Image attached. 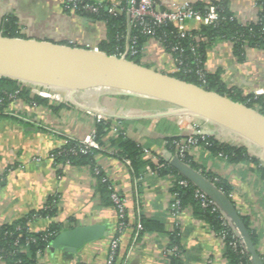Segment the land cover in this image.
<instances>
[{
  "label": "crops",
  "instance_id": "crops-1",
  "mask_svg": "<svg viewBox=\"0 0 264 264\" xmlns=\"http://www.w3.org/2000/svg\"><path fill=\"white\" fill-rule=\"evenodd\" d=\"M91 1L100 2L108 9L107 0ZM154 1L161 9L172 10L184 3H200L209 9L223 0ZM227 1L229 11L238 21L248 23L257 19L258 0ZM5 17L16 19L20 38L106 52L100 47L107 41L105 23L66 8L63 0H0V24ZM188 26L196 29L199 25L190 21ZM129 27L124 51L119 55H125L127 59L130 51L135 53L128 43ZM141 53L140 64L146 67L171 76L177 70L172 55L156 39H148ZM203 69L216 77V83L233 88L242 96L264 95L263 48L247 47L239 59L230 40H214L205 48ZM29 92L30 96L34 95L31 89ZM46 99L45 103H39L14 94L6 103L0 102V224L41 210L52 197L56 199L55 215L30 220L28 227L31 231L43 230L54 221L62 229L102 223L107 233L84 243L74 252L48 247L39 257V262L107 264L110 244L115 240L116 256L114 254L112 264H168L172 254L166 250L173 246L180 250L183 264H229L224 256V240L203 220L195 217L191 209L170 214V187L175 175L161 176L149 165L135 173L130 161L119 157L108 140L118 133L125 134L142 147V159L156 162L162 158L173 166L171 161L176 152L175 149L170 150L168 138L188 134L196 136V131L206 130L210 136L220 137V141L230 144L244 145L245 139L216 123L206 122L152 97L105 96L95 104L96 109ZM97 110L104 116V121L109 122V127L102 139L104 144L95 140L98 144L95 149L99 151L94 156L95 167L102 179L106 178L125 199L127 226L119 227L113 205L101 204L93 171L95 167L55 163L51 156L69 139H82L95 130ZM168 111L170 113H166ZM113 125L118 127L115 135L110 133ZM246 149L264 164L263 153L248 146ZM188 155L200 168L228 181L232 196H225L240 220L241 216L249 218L258 235V244L254 248L264 264V178L257 167L248 161L230 163L202 146L192 149ZM178 172L186 178L183 172ZM216 206L252 264L240 231L221 205ZM141 216L160 221L163 230L141 231L138 227L142 228ZM174 231L179 236V246L170 243L169 233ZM0 264H5L1 258Z\"/></svg>",
  "mask_w": 264,
  "mask_h": 264
},
{
  "label": "trees",
  "instance_id": "trees-1",
  "mask_svg": "<svg viewBox=\"0 0 264 264\" xmlns=\"http://www.w3.org/2000/svg\"><path fill=\"white\" fill-rule=\"evenodd\" d=\"M227 0L214 3L216 12L219 15V21L216 25L199 24L198 28L192 29L191 34L199 36V41H195L190 35L180 37L177 28L172 23L162 24L155 27L154 35L146 34L140 31L139 27L129 25L127 13L125 9H120L116 14H110L104 6L100 7L97 13H84L92 18L105 23L107 30V41L101 44V49L108 54L119 56L124 51L125 41L128 34V25L130 39L129 46L135 50V53H128V59L140 64L141 51L145 42L148 39H156L164 49L169 52L174 58L177 70L172 75L186 82L194 83L207 90L215 91L221 95L229 97L233 101H239L246 106L251 107L264 115V95H246L242 96L240 92L233 88H226L223 85L216 83L213 76L209 75L203 69V61L205 48L214 40H230L233 44L234 54L241 59L244 56L245 48H263L264 49V0L257 1V19L253 22L242 23L238 21L229 11ZM108 4V3H107ZM195 9L201 12L206 11L204 5L198 3L192 5ZM0 33L3 36L19 37L18 26L16 19L5 17L0 24ZM176 46L177 49L172 50L171 47ZM194 47V51L191 49ZM132 49V50H133ZM198 70L204 72V77L200 78L197 74ZM29 87L21 82L0 77V102L2 104L10 100L12 95L20 96L29 101L45 103L47 99L39 95L30 96ZM17 91V93H15ZM109 122L100 120L95 124L94 140L103 143V137L107 134ZM180 137L168 138L170 150L175 149V140ZM207 142V143H206ZM206 142L199 139V146L204 147L212 155L224 158L230 163L251 162L261 173L264 178V164L260 160L250 155L247 152L246 146L230 144L222 142L214 136H207ZM77 143L76 139H69L65 145L54 150L51 155H54L55 163H68L73 166L89 165L92 169L95 167L94 156L99 152L95 148H91L87 153L72 154L69 151L58 155L57 151L61 148H69ZM109 145L116 151V154L123 159H128L135 173L149 165L157 171L161 176L166 174L175 175V180L170 187L171 194L176 193L179 200L180 209H191L193 215L206 224H208L219 236L224 234L225 251L224 256L229 264H250L247 255L242 251V248L237 245L232 247L230 242L234 241L231 229L225 224L221 213L218 210H213L210 205L202 206L200 201L194 195L195 186L189 182L187 186H182L177 182L181 179H186L178 170L171 166L166 160L160 158L153 162L142 159V147L133 141L125 134L118 133L116 136L109 138ZM182 160L189 166L200 170V172L210 180L217 188H219L227 197L230 198L232 188L228 181L220 176L215 175L210 171L204 170L191 159L186 153ZM97 180V190L101 195L102 205H113L110 197L111 190L108 188L109 183L102 181L101 173L95 174ZM56 199L49 198L44 207L37 212H30L23 217L10 223L0 224V258L5 264H42L39 262V257L44 254L50 246L53 235L62 230L61 226L52 221L49 225L40 231H31L28 227L30 220L37 217H52L56 213ZM249 238L253 246L258 244V235L251 227L250 220L247 216H241ZM142 225L141 231H162V224L156 219L140 217ZM119 222V220H118ZM124 226H127V219H124ZM171 245L179 246V236L176 231L169 233ZM238 244V243H237ZM116 256V253H115ZM168 264H183L180 258V250L177 254L169 256Z\"/></svg>",
  "mask_w": 264,
  "mask_h": 264
},
{
  "label": "water",
  "instance_id": "water-1",
  "mask_svg": "<svg viewBox=\"0 0 264 264\" xmlns=\"http://www.w3.org/2000/svg\"><path fill=\"white\" fill-rule=\"evenodd\" d=\"M31 55H44L94 71L110 73L112 79L109 82L99 78L94 82L79 84L78 86L86 87L91 84L110 85L130 94L166 101L182 111H187L192 115L216 123L220 127L239 135L264 150V115L246 106L244 103L233 101L229 97L215 91L207 90L194 83L186 82L174 76L155 71L142 64L135 63L127 59L125 55L117 56L67 44L8 37L0 34V63L9 64V59L20 56L22 62L26 61V63L32 64L35 61H33V58H30ZM0 77L20 79L15 76L6 75V73L0 74ZM118 77L132 82L142 91L133 92L130 88L121 89L118 86ZM50 81V84H54L55 78L50 77ZM166 113H170V111ZM199 132L210 134L206 130L196 131L197 134ZM171 164L183 172L188 180L203 190L216 204L221 205L222 209L230 215L234 226L240 231L252 264H263L256 253L246 228L225 194L210 180L203 177L200 172L193 170L177 156L173 158ZM106 233V226L102 223L77 225L56 232L52 237L49 247L50 249L62 248L74 252L84 243L101 238Z\"/></svg>",
  "mask_w": 264,
  "mask_h": 264
},
{
  "label": "built area",
  "instance_id": "built-area-1",
  "mask_svg": "<svg viewBox=\"0 0 264 264\" xmlns=\"http://www.w3.org/2000/svg\"><path fill=\"white\" fill-rule=\"evenodd\" d=\"M108 2V11L110 14H116L120 9H125L129 25L133 27H139L140 31L154 35L155 27H158L162 24L172 23L177 28L178 35L183 37L185 35H190L195 39V41H199V36L192 35V29L189 28L188 22L193 21L195 23L203 24V25H216L219 21V15L216 12V7H210L206 9V11L201 12L200 10L195 9L192 5L189 4H181L175 9L165 10L161 9L154 0H107ZM63 4L68 9H73L81 12L87 13H97L100 7H102V3L100 2H92L91 0H63ZM172 50L177 49L176 46L171 47ZM194 51V47L191 48ZM134 52V50H132ZM197 74L200 78L204 77V72L202 70H198ZM39 96L45 97L48 96L49 99L57 100L51 94H45L44 92H37ZM95 118L97 122L100 120H104V116L100 113H95ZM204 121H208L204 119ZM118 131V127L113 125L110 133L115 135ZM200 131V130H199ZM209 134L198 133L196 136L188 134L179 139L175 140L174 143L176 145V156L181 160L186 153L199 147V139L206 142V137ZM77 143L69 148H61L57 151L58 155H62L64 152L69 151L72 154L77 153H87L91 148H97L98 144L94 140V130L91 131L90 134L86 135L82 139H76ZM246 147H250L252 150H258L260 153L264 154V150L257 146L254 143H251L247 140H244ZM67 143V142H66ZM207 143V142H206ZM257 148V149H255ZM52 157L54 155H51ZM184 162V161H183ZM67 163V162H66ZM68 164V163H67ZM95 174H98L100 171L97 167L93 169ZM102 181H107L106 178H103ZM192 183L190 180L181 179L177 183L182 186H187ZM193 184V183H192ZM194 185V184H193ZM195 186V185H194ZM108 188L111 190L110 197L113 202V206L117 211L118 215V225L119 227L124 225V219L126 218V208H125V199L115 190L112 185H108ZM219 189V188H218ZM220 190V189H219ZM195 197L200 201L202 206L210 205L213 210H217V206L213 199H211L203 190L195 186L194 189ZM172 200L169 205L170 214L174 215L178 213L181 209L179 208V200L176 193H172ZM231 197L232 194L229 193ZM226 224V223H225ZM227 225V224H226ZM141 229L140 226H138ZM223 240L224 234L220 236ZM237 240L230 242L232 247L236 248L238 245ZM117 242L115 240L111 241L109 255L107 258V264H112L114 260V254L116 250ZM169 254H177L179 253V249L177 247H171L166 250ZM242 264V263H240Z\"/></svg>",
  "mask_w": 264,
  "mask_h": 264
},
{
  "label": "bare ground",
  "instance_id": "bare-ground-1",
  "mask_svg": "<svg viewBox=\"0 0 264 264\" xmlns=\"http://www.w3.org/2000/svg\"><path fill=\"white\" fill-rule=\"evenodd\" d=\"M35 63L28 64L21 61V57L9 59L8 63H0V74L15 76L20 79L29 81H40L50 83V77L55 78L54 84L65 90L79 84L94 82L96 79H104L106 82L111 81L110 73L94 71L86 67L78 66L59 59L49 58L44 55H31ZM118 86L122 89H131L134 92L142 91L132 82L118 77ZM53 85V84H52Z\"/></svg>",
  "mask_w": 264,
  "mask_h": 264
},
{
  "label": "rangeland",
  "instance_id": "rangeland-1",
  "mask_svg": "<svg viewBox=\"0 0 264 264\" xmlns=\"http://www.w3.org/2000/svg\"><path fill=\"white\" fill-rule=\"evenodd\" d=\"M15 80L28 86L33 92L37 91V92H44L45 94H51L55 97V99L57 98L56 101L74 103L75 105L79 107L87 106L89 108H93L94 106H96L95 104H97V102L105 96L106 97H119V96L121 97H144V96H139L136 94H130L126 91L119 90L110 85L91 84L86 87L76 85V86H73V88L71 87L70 90L68 91L54 84L52 85L50 83H42L40 81L33 82V81L26 80V79L25 80L15 79ZM45 97L48 98L47 95ZM94 108L96 109V107ZM96 112L100 113L99 110H97ZM218 138L220 139V137ZM228 141L230 142V140Z\"/></svg>",
  "mask_w": 264,
  "mask_h": 264
}]
</instances>
